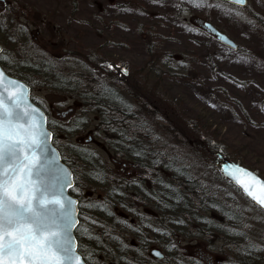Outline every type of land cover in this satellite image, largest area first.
I'll return each instance as SVG.
<instances>
[{"label":"rangeland","instance_id":"obj_1","mask_svg":"<svg viewBox=\"0 0 264 264\" xmlns=\"http://www.w3.org/2000/svg\"><path fill=\"white\" fill-rule=\"evenodd\" d=\"M41 1L38 9L31 4L35 10L28 4L24 9L20 0L10 3L8 11L0 6L1 60L8 72L28 79L34 97L52 102L51 129L74 172L82 213L98 201V212L114 211L120 221H129L121 203L108 195L109 184L120 190L122 176L136 174L140 166L158 165L153 168H163L171 178V195L182 198L181 203L170 200L171 205H179L177 211L184 210L187 191L213 188L215 206L228 210V221L239 226L234 229L237 237L248 240L233 239L248 247L251 264H264V212L221 177L213 153L204 152L206 147L221 146L264 175V0H258L260 4L249 0L243 9L220 0L199 4L192 0L105 4L106 0H99L101 9L95 0ZM196 5L203 13L196 11ZM30 11L44 20L46 26L39 27L44 35L26 36L22 30L20 24L27 16L21 17ZM117 14L123 18L119 20ZM191 15L214 20L238 43V49L195 32L188 21ZM52 26L57 33L47 41L45 35L53 33ZM25 37L30 38V46H25ZM115 46L121 47L118 61L113 57ZM107 60L123 65L115 69ZM123 68L127 76L121 73ZM56 111L69 116L60 117ZM55 118L63 120L62 128ZM90 136L93 143L88 142ZM114 158L133 162L124 165ZM164 176L146 177L145 193L164 195L170 187ZM121 190V197L126 198L128 189ZM136 209L133 204L130 210ZM217 212L211 215L215 221L220 216ZM143 213L156 223L157 211L147 207ZM171 215L162 221L171 223L172 229L162 228L173 251L213 252L208 245L203 250L193 245L182 214ZM86 220L85 235L91 229L89 234L94 235L96 229V235L104 237L87 248L88 238L82 235L89 264H148L149 260H140L127 247L137 244L136 240L119 227L109 226L107 232L98 233L101 223ZM221 245L217 241L213 247Z\"/></svg>","mask_w":264,"mask_h":264},{"label":"snow or ice","instance_id":"obj_2","mask_svg":"<svg viewBox=\"0 0 264 264\" xmlns=\"http://www.w3.org/2000/svg\"><path fill=\"white\" fill-rule=\"evenodd\" d=\"M25 100L24 86L0 71V264H82L71 237L74 220L42 179L48 134L35 118L38 110L21 111ZM225 171L264 207V181L238 166ZM71 185L65 174L61 189Z\"/></svg>","mask_w":264,"mask_h":264},{"label":"trees","instance_id":"obj_3","mask_svg":"<svg viewBox=\"0 0 264 264\" xmlns=\"http://www.w3.org/2000/svg\"><path fill=\"white\" fill-rule=\"evenodd\" d=\"M1 65L4 67V64L1 62ZM200 139V138H199ZM199 143V142H198ZM209 146L208 148L206 147L204 149L205 153H211V152H215V151H220L224 154L225 157L235 160L238 163L241 164H245V162L243 161L242 158H240L239 156L236 155H230L228 154L223 147L221 146H214L211 147ZM63 161H65L69 166L70 164L68 163L67 160H65V158H63ZM158 165H153L152 167H148V166H140L141 168H139L137 175L135 178H128L130 180H128L127 178H123V176L119 179V183H120V190H113L114 187L112 184H109L110 186H108V195H110L111 198H114L116 203H121V205L125 208L124 211L127 214V217L129 219V221H125L122 222L120 221L118 218L115 217V212L114 211H108L107 215H103L102 213L98 212V206H101V202L99 203L97 201L93 202L91 205L86 206L87 208V212H83V205L81 204V197H80V193H78V189L76 187V185L74 186V188L71 189V194L78 197L79 198V202H80V224L78 225V227L76 228V236L78 238V250L81 253V255H83V257L85 258V260L87 261V263L89 264V260L86 256V252H85V247L84 245H82V235H85L84 233H86V229L88 231V227H87V220H97L101 223V225H99L98 228V233L99 231H103L105 229V231L107 232L109 229V226L111 227H119V230L121 229L123 233H125V235L131 237L133 240L135 239L136 243H132L133 244H129L127 245L128 248H130L131 250H134L133 253L136 254V256L140 259H147L149 260V262H147L148 264H151V260L149 259V252L147 251L149 249H151L152 246H158L160 247L166 254L168 253H172L175 254L180 250H174L170 248L169 242L170 240L168 239V234L165 232V230H163L162 226H166L167 228L171 226V223H166L164 221H162V218H167L169 216H172L171 214H176V215H180L182 214L184 220H186L188 222V225L184 224V229H187V231L190 233L191 237L196 241V242H204V243H208L207 239H214L215 237V233L214 231H219L221 234L222 233H226L229 234V230H224V227H222L219 223H217L214 218L211 216V213H209V211H218L219 213H221L223 219H227L225 216V211L228 210H223L220 206H215V202H213L214 200V196L213 195V188L209 189V187H206L201 189L202 192L200 191H187L186 192V197L188 198V202H186L185 204H182L184 210L183 212H181L182 210L177 211V208L179 205H171V201H177L179 203H181L182 198H180V196L177 194L175 196L171 195V182L169 181V179H171L170 177L167 178L166 180L170 183V187H168V189L166 190L165 194H151V195H147L145 193L144 190V185H142V183H145V179L146 177L148 178H152V177H156L159 174H164V169L163 168H159V169H155L153 167H157ZM219 172V171H218ZM261 176L264 177V175L262 173H259ZM219 175L222 177V175L219 172ZM132 179H135L136 181V185L135 180L131 181ZM189 185L192 186V183L189 182ZM122 185V187H121ZM137 186V187H135ZM127 190L129 191V195H125L126 198L121 197L122 194V190ZM177 191V190H176ZM124 196V195H123ZM154 196H156L157 198L152 199ZM111 199V200H114ZM133 201H135L136 203H132ZM192 203L187 205L188 203ZM134 204L135 208H140L142 209V206H154L159 208V211H157V214L159 216V218L157 219V223H153L147 219H145L139 212L138 210H130L132 208ZM103 205V204H102ZM104 206V205H103ZM141 206V207H140ZM180 213V214H179ZM83 214H85V217L83 216ZM105 216L104 219L106 218V220H104L103 222L101 221V217ZM113 216V217H112ZM181 217V216H180ZM161 219V220H159ZM86 220V223H85ZM131 221V222H130ZM175 221H178L175 219ZM174 223V220H173ZM180 225H182L181 222H179ZM100 229V230H99ZM113 229V228H112ZM92 230V229H91ZM90 230V232H88L87 236V240L89 241V246H86L87 248H90L95 243V240H104V237L100 236V235H96V229L94 232V235H90L89 233H91L92 231ZM174 230V229H173ZM105 232V233H106ZM107 234V233H106ZM235 236V235H232ZM223 237H229V235H225ZM111 238V237H109ZM233 238V237H232ZM115 238L112 237V240H114ZM223 239V238H222ZM228 241H230V243L228 244L227 249L225 248V253L232 255V252H238V254H245L248 251L245 249V245H241V243L237 244L235 241H232L231 238H228ZM109 243H111V241H109ZM126 243V242H125ZM211 242H209L208 244H210ZM124 244V243H122ZM178 244V243H176ZM150 247V248H149ZM180 249V248H179ZM148 253H147V252ZM148 257V258H145ZM170 257H166V262H163L162 264H169V259ZM113 259V258H112ZM113 261V260H112ZM251 264V263H249Z\"/></svg>","mask_w":264,"mask_h":264},{"label":"flooded vegetation","instance_id":"obj_4","mask_svg":"<svg viewBox=\"0 0 264 264\" xmlns=\"http://www.w3.org/2000/svg\"><path fill=\"white\" fill-rule=\"evenodd\" d=\"M18 1L19 0H0V6L3 7L4 9H6L8 11V9H9V7L11 5L10 3H13V2L16 3ZM20 1H21V5L24 6V9L27 8V4L30 5V6L35 5V7L38 9L37 6L40 7V4L42 2L41 0H20ZM84 1L91 3L92 0H84ZM106 1H107V3L105 2V4H108V3H112V2L114 3L116 0H106ZM187 1H191V0H187ZM192 1H194L193 4H199V3H202L204 0H192ZM220 1L226 3L228 6L230 5V7H232V8L234 7V8L243 9V8L248 7V5L246 7H241V6L236 5L234 3H230L227 0H220ZM247 1L249 2V0H247ZM253 1H254L255 4H257V3L260 4L258 2V0H253ZM31 4H33V5H31ZM95 4H99V6H100L99 8L101 9V5H100L101 3L99 2V0H95ZM35 7L34 6H33V8L31 7V9H34L35 10ZM195 9H196L197 12L203 13L201 11L202 7H196ZM198 10H200V11H198ZM116 16H117V18L119 20L123 18V15L122 14H117ZM23 19H24V21L20 25H21L22 30L25 32V35L26 36L27 35L29 36V35L35 34L38 37L39 36V33H40L39 27H41L43 29L44 26H46L44 20L43 19H38V17L36 15L32 14L31 11L28 14L27 13H24L23 16L21 17V20H23ZM10 21L12 23L13 20H10ZM188 21L190 22V25H191L192 29L195 32H198V33H205V34L207 33V34H210L211 31L206 26L207 24H211V26H213V27L217 28L218 30L224 32V30H223L224 28H221L219 25H216L215 22H214V20H212V19H210L208 17H205V16H198V18H194V16L191 15L188 18ZM192 21H194L196 24L194 25V23ZM18 22H19V19H18ZM9 28H10V25H8V29ZM52 28H53V33H50V34H46L45 35V36H47V41H51V38L55 35V32L57 33L56 27L55 26H52ZM40 34L41 35H44L42 33H40ZM227 35L228 34H226V36ZM23 40H24V37H23ZM28 40H30V38L29 37L28 38L25 37V41H24L25 46H30L31 42H28ZM120 49H121V47L119 48L118 46H115L113 48V50H114L113 52H115V55L114 56L110 52V54L115 58L116 61H118L122 57L121 56V53L122 52L121 53L118 52V51H121ZM77 53H79V52H77ZM107 56H108V54H107ZM106 63H108L111 67H113L115 69L116 68H120L123 65L122 64V61L116 62L115 65L111 61H108V60H107ZM121 73H123L125 76L128 75V72L125 71L124 68L121 69ZM23 80L26 81V79H24V78H23ZM26 82H27V84H29L28 83V79H27ZM31 90H32V88H31ZM30 98H32L33 102L35 104H37L39 106V108L42 109L47 114V118L46 119H48V123H50L51 122V120H50V117H51V110H50V108L54 107L52 105V102L49 103L44 98H36L33 95H31ZM76 106H81V105L78 104ZM70 109H71L72 112L75 111V110L73 111V108L72 107ZM56 113L60 117L69 116L68 114L65 113V111H62V112H57L56 111ZM54 122L56 123L57 126H61V123L63 122V120L62 119L55 118V121ZM89 138L90 139H89L88 142L89 143H93V141H94L93 136H90ZM114 159L118 163H122L124 165H128V164H131L133 162V160L131 158H126L125 159L126 161H120V160H117L116 158H114ZM154 198H157V197L154 196L152 199H154ZM154 209L159 211V208H157V207H154ZM214 233H215V236L217 237L216 231H214ZM214 240H215V238L214 239H207V242H209V241L214 242ZM203 245H205V244L201 242V246H198L199 250L202 249V246ZM223 245H225V243H223ZM247 255L248 254H238V255L236 254L234 259H230L228 256H224V255H221V254H217L215 252H199V253H192V254H190V253H175V254L168 253V254H165L164 259H160V260L156 259V260H153L152 264H162L163 262H166V257H170L169 258L170 260L167 261V262H169V264H249L248 262L242 261V259H243L244 256L248 257Z\"/></svg>","mask_w":264,"mask_h":264},{"label":"water","instance_id":"obj_5","mask_svg":"<svg viewBox=\"0 0 264 264\" xmlns=\"http://www.w3.org/2000/svg\"><path fill=\"white\" fill-rule=\"evenodd\" d=\"M229 1L233 2V3H236L235 0H229ZM236 4H239L241 6H245L247 4V1L244 0V2L242 4H240V3H236ZM206 26L208 27V29H210L212 34L215 35L217 37V39L221 43H223V44H225V45H227V46H229V47H231L233 49H237V44L231 38L226 36V34L220 32L215 27L211 26V24H207ZM1 46L2 45L0 44V53L3 50V47H1ZM0 71H2L6 75V77L17 81V82H19V84L24 86V92H25L26 100H25L24 104L21 105V111L25 110V105L30 106L27 109L28 111H31V109L38 110L37 113L34 114L35 118L37 120L42 121L43 130L48 134L46 136L47 148H46L44 154L41 156V159L43 160V162L45 164V167H44V170H43V173H42V179H44L50 185V192L56 194L55 198L60 199V200H62L65 203V205H66V209L65 210L68 213H70L72 219L74 220V223L71 225L70 231H71V237H72V239L75 242V252H76V255H78L81 258L82 264H87V262L85 261L84 257L78 251V240H77V237H76V234H75V230H76V228H77V226L79 224L78 223L79 222V213H78L79 212V207H78V202H77L78 199L75 198L73 195H71L70 192H69L70 189L74 186L73 172L71 171L69 166L64 161H62L63 159H62L60 151L53 144V140H52L53 139V133L48 127V123H47V119H46L47 116H46L45 112L42 109H40L31 100V98H30V88H29L30 86L27 85V83H25L23 80L7 74V72L2 68L1 65H0ZM214 155H215V164L217 166H219V170L222 172V174L227 179L230 180V177L226 174L225 169H229L232 166H238L239 168L246 169L249 172L255 174L259 178V180L264 181V178L261 177L258 173L254 172L253 170H251L250 168H248V167H246L244 165H241L239 163H236L235 161H232V160H229V159L225 158L221 152H216ZM65 174H70L72 185H71V187L65 186V187H63V189H61L60 185L64 183ZM233 184H235V183H233ZM61 191H62V195H60ZM50 198H52V197H50ZM249 200L252 201L250 198H249ZM68 201H71L72 203L69 205L67 203ZM253 203L256 206H258L261 210L264 211V207L260 206L259 204L255 203V202H253ZM56 207H59V206H56ZM150 252H151V255H153V256H155L157 258H162L163 257V253L159 249H153Z\"/></svg>","mask_w":264,"mask_h":264},{"label":"bare ground","instance_id":"obj_6","mask_svg":"<svg viewBox=\"0 0 264 264\" xmlns=\"http://www.w3.org/2000/svg\"><path fill=\"white\" fill-rule=\"evenodd\" d=\"M163 253V256H164V252H162ZM248 257H246V256H244L243 257V259H242V261H244V262H248V263H250V255H247ZM163 258V257H162ZM162 258H157L158 260H160V259H162Z\"/></svg>","mask_w":264,"mask_h":264}]
</instances>
